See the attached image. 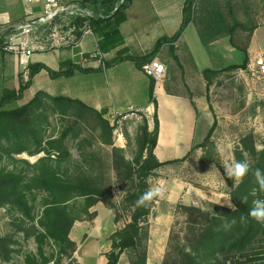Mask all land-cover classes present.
<instances>
[{
	"label": "trees",
	"instance_id": "trees-1",
	"mask_svg": "<svg viewBox=\"0 0 264 264\" xmlns=\"http://www.w3.org/2000/svg\"><path fill=\"white\" fill-rule=\"evenodd\" d=\"M134 0H78V4L91 10L94 17L90 19L98 46L102 53H108L122 47L124 39L120 25L125 20L126 11ZM200 5V6H199ZM231 21L225 15L218 0H186L183 9V20L178 31L172 37H163L158 40L154 50L144 57L120 56L107 62V69L123 61H132L141 70L145 63L154 60L161 48L171 45L172 57L176 65L182 67L180 58L175 54L173 45L183 36L187 27L194 24L202 44L206 47L222 38L229 37L233 47L237 29L254 31L256 26L248 27L241 23L229 8ZM77 24L83 23L77 18ZM0 48L3 49V40L0 38ZM244 54L240 64H233L219 69L207 68L202 71L209 89L214 80L225 72L246 69L249 63V54L244 48H237ZM191 65H195L189 58ZM73 69L81 72L89 70L80 67ZM46 71L51 78L70 77V71L55 72L42 64L29 67L28 80L19 91L5 90L0 99V163L5 158H14L24 153L30 156L45 153L36 164L27 166L33 169L32 175L18 170H7L0 167V207L8 206L21 213L31 224L26 230V238L33 237L38 247V254L44 259L39 263L34 256H28L26 264H47L45 246L51 242L58 246L59 255L67 256L72 260L76 251V244L70 239V232L76 221L82 217L92 219L90 209L97 205L107 193L99 184L103 179L101 174L97 178L86 174L78 167L61 175L52 165L51 157L56 154L61 160L70 162V153L63 142L71 134H75L76 126L89 118H93L102 127L106 137L111 138L114 127L105 119L107 109L97 111L79 99L58 96L52 97L39 91L28 102L14 109L7 106L21 102L32 86V81L40 72ZM156 81L150 78L149 99L155 108L154 129L149 130L148 121L142 128L139 155L132 163L123 160L131 180V188L123 200L125 209L130 211V222L123 229L111 237V250L105 254L106 264H119L122 255L129 251L135 258L130 264H147V246L149 239V218L153 212L155 200L152 196L138 203L149 192L150 179L157 171L167 165L182 163L200 149H205L204 160L212 161L208 149L217 153L212 135L216 127L213 124L204 141L193 146L181 159L161 163L155 156V148L159 135L158 103L155 98ZM168 90V89H167ZM197 112L193 98H189ZM49 102V103H48ZM211 109V107H210ZM53 111L66 117L72 123L64 131L61 140L44 142V124H49V112ZM250 139V138H248ZM242 141V150L237 152V161H249V171L242 178L229 180V198L235 209L224 208L217 204H209L211 212L200 207L179 205L178 208L186 216L185 236L177 241V246L170 243L163 264H264V224L258 223L249 216L253 201L264 200V190L258 184L255 170L259 169L264 176V149L259 151L250 139ZM106 145H112L105 140ZM82 149V146H80ZM208 150V151H207ZM99 166L101 164L99 162ZM35 192H44L47 198L43 201V212L38 224L33 215L34 205L29 197ZM81 199V203L80 200ZM81 206L78 209L77 206ZM243 218V219H242ZM179 239V236L177 237ZM172 242H174L172 240ZM16 242L12 237L0 236V254L7 259L14 251L10 249ZM172 245V246H171Z\"/></svg>",
	"mask_w": 264,
	"mask_h": 264
},
{
	"label": "rangeland",
	"instance_id": "rangeland-1",
	"mask_svg": "<svg viewBox=\"0 0 264 264\" xmlns=\"http://www.w3.org/2000/svg\"><path fill=\"white\" fill-rule=\"evenodd\" d=\"M218 1L230 21L232 19L229 8H232L235 17L241 23L248 27L256 26L254 31L237 29L234 36V45L247 50L249 63L246 69L223 73L207 89V82L202 75L203 70L240 64L244 54L238 49L228 50L204 46L195 25L187 31L186 46L180 49L179 57L182 67L176 65L171 51H166L159 57L158 60L166 66L167 73L170 74L172 88L189 97L196 95L195 100L200 103V106L207 107L206 115H199L194 144L202 143L213 124L216 123L212 142L215 144L217 153L208 149L212 161L207 162L204 160L206 150L200 149L186 161L158 170L156 176L150 179L149 192L152 190L151 192L155 194L153 197L155 215L149 218V239L146 243L147 264L150 249H152V257L149 264H163L166 253L170 249V243L177 246V241L185 236L186 216L178 208L179 204L170 206L164 201L160 193L163 191L157 183L160 177L181 179L195 188L202 189L204 200L192 206L200 207L207 212L212 211V207L209 206L211 203L229 208L227 202L231 200L228 195L230 190L228 182L234 177L226 175L225 168L238 162L236 155L239 150H242L244 139L250 138L257 150L264 149V84L254 76L250 68L256 59L264 58V0ZM190 56L195 63L194 66L190 64ZM95 77L102 80L101 96L113 107H120L117 110L107 109L104 116L114 127L111 138L106 137L95 119L89 118L76 126L75 134L78 137L71 134L63 142L70 153V162L61 160L56 154L52 155L51 162L63 176L77 167L78 170L82 169L95 178L101 174L103 179H99V184L107 193L97 205L90 209V213L93 214L92 219L82 217L74 223L70 232L73 238L70 237V239L76 244L72 260L67 256L59 255L58 246L51 242L50 245L45 246L44 258L47 264H101L105 259L103 256L111 250V237L130 222V211L125 209L123 200L131 188V180L128 178L122 159L132 163L139 155L142 128L145 125V119L148 121L147 108L142 106L143 108H134L132 111L121 108L125 106L118 102L114 86L107 83L104 72H100ZM149 85L150 79H148ZM139 97L136 102L146 103L149 101V92H144ZM26 102L28 101L13 103L6 109L20 107ZM154 114L155 108L152 106L153 124ZM71 124L68 118L50 111L49 124L43 126L44 142L61 140L64 131ZM105 140H110L112 145H106ZM43 157L45 153L34 156L24 153L14 158L5 157L0 167L32 175L33 169L23 161L34 165ZM245 162L249 164V161ZM157 192L161 197L156 195ZM45 198L47 194L44 192H35L29 197L34 205L33 215L36 217V225L42 216V204ZM78 201L81 203V199ZM231 204L233 205L232 202ZM77 207L81 208L80 204ZM157 217L160 218L156 219ZM29 228H31L30 222L21 213L8 206L0 207V236L12 237L16 242L10 246V249L14 251L9 259L5 257V254H0V264H26V259L30 255L34 256L39 263L44 261L38 254V247L33 237L27 239L25 236ZM134 258L127 251L122 255L119 264H130Z\"/></svg>",
	"mask_w": 264,
	"mask_h": 264
},
{
	"label": "crops",
	"instance_id": "crops-1",
	"mask_svg": "<svg viewBox=\"0 0 264 264\" xmlns=\"http://www.w3.org/2000/svg\"><path fill=\"white\" fill-rule=\"evenodd\" d=\"M185 1L134 0L132 6L126 11L125 20L120 25L124 45L108 53H103L106 63L119 57L122 50H125L122 56L144 57L154 50L159 39L172 37L182 23ZM0 9L10 14L14 24L24 22L28 18L27 14L30 10L35 13L40 11L39 6H28L21 0H0ZM193 25L190 24L179 41L173 45L174 52L178 57L180 49L186 46V33ZM97 47H99L98 39L89 35L75 47L34 53L29 61L28 70L30 66L42 64L55 72L70 71L72 76L54 79L46 71H42L34 77L32 86L22 101H29L37 92L42 91L52 97L63 96L79 99L97 111L112 110L113 108L117 110L118 107H113L101 96L100 84H102V80L95 76L104 72L107 83L114 86L118 102L120 101L119 103L125 106L121 108L128 111H132L134 108H143L142 106L147 108L149 130L153 131L154 124L151 119L153 105L150 104V99L146 103L136 102L141 94L149 92L148 79L150 78L129 60L118 63L105 71L95 61L81 65V54H88ZM210 47L228 50L239 48L233 47L229 37L213 42ZM166 51H171V45H164L155 59H159ZM74 67L89 71L84 73L73 69ZM28 73L20 65L16 55L0 48V99H2L5 90L19 91L20 87L28 80ZM171 80L170 74L167 73L165 79L156 83L155 87L160 129L154 153L161 163L183 158L196 145L194 138L199 115H206L207 111V107L200 106V103L195 100L197 96L194 95L192 98H194L193 102L197 108L196 112L190 97L180 94L172 88ZM170 167L171 165H167L161 170ZM157 183L161 186L160 190L163 191L160 193H162L164 201L170 206L176 204L192 206L197 205L200 200H204L202 189L195 188L181 179L160 177ZM156 188L159 189V187ZM151 191L150 193L154 197L155 194ZM160 193L157 192L156 195L161 197ZM70 237L73 239L72 236ZM103 257L105 259L101 264H106L107 259L105 255ZM151 257L152 249L149 250L148 264Z\"/></svg>",
	"mask_w": 264,
	"mask_h": 264
},
{
	"label": "built area",
	"instance_id": "built-area-1",
	"mask_svg": "<svg viewBox=\"0 0 264 264\" xmlns=\"http://www.w3.org/2000/svg\"><path fill=\"white\" fill-rule=\"evenodd\" d=\"M21 1L28 6H39V13L30 10L24 22L14 24L10 14L0 9V38L3 40V50L16 55L26 73L29 72V61L36 52L75 47L89 35L97 39L89 25L94 13L82 8L78 0ZM77 18H82L83 23L77 24ZM92 61L97 62L102 70H107L104 54L99 47L88 54H81V65ZM250 68L264 84V58L256 59ZM142 72L159 83L165 79L167 68L161 61L154 59L143 65Z\"/></svg>",
	"mask_w": 264,
	"mask_h": 264
},
{
	"label": "clouds",
	"instance_id": "clouds-1",
	"mask_svg": "<svg viewBox=\"0 0 264 264\" xmlns=\"http://www.w3.org/2000/svg\"><path fill=\"white\" fill-rule=\"evenodd\" d=\"M248 171L249 165L246 162H236L225 168L226 175L236 179H242L248 173ZM254 174L257 178L260 188L264 190V176H262L261 171L256 169ZM151 195L152 193H148L145 197H142L138 203H143V201L148 199ZM227 204L229 208L235 209V206L232 205L231 202H227ZM249 216L255 219L258 223L264 224V200L253 201V207L249 212Z\"/></svg>",
	"mask_w": 264,
	"mask_h": 264
}]
</instances>
